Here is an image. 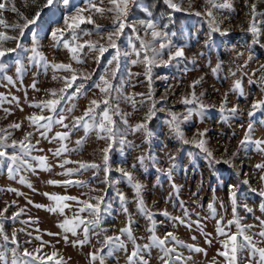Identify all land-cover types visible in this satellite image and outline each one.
<instances>
[{
    "label": "rangeland",
    "instance_id": "1",
    "mask_svg": "<svg viewBox=\"0 0 264 264\" xmlns=\"http://www.w3.org/2000/svg\"><path fill=\"white\" fill-rule=\"evenodd\" d=\"M149 0H136V3L131 7L129 14V21L145 18L144 9L153 10V8L147 7ZM167 10L170 18L161 19L155 13L153 15L161 22L168 24V31L170 34L175 33L172 37L175 43L182 45L185 49V59L180 61H174L170 66L156 67L153 69L152 80V93L153 99L157 101V109H171L174 112L184 114L185 106L180 103L181 98L187 95L191 89L189 84L194 79H201V84L196 86L195 91L197 95L203 92V102L209 107L204 112L203 117L193 115L192 118L182 123L181 127L186 139H192L197 130L207 129V147L213 152L216 160L220 163L209 162L205 155L199 150L195 149L191 145L183 144L179 138L172 133L168 127V117L165 112L157 110L152 124H149V128L153 135L150 138V142H146L143 133H131L126 134V140L130 142L128 144L121 145L118 142L114 145V150L110 154V167L111 174L110 179L116 181L114 186L109 187L102 183L104 180L103 171H99L97 176L93 178V170H87L81 174L70 177L73 180L90 181L88 187L81 188L77 186L63 185L55 186L49 185L48 180L62 181L69 177L64 175H58L62 173L63 169L58 166L64 158L73 161H96L100 163L101 153L100 149L106 146V142L103 140H97L94 134H91L84 142L82 150L72 151L64 154L60 158H56L52 153L48 152V149L55 151L59 147L57 141L49 143L48 140L41 139L39 148H43L44 152H33L34 155H46L48 157V163L52 165L51 171H41L37 169L36 174L26 173V179L32 184V189L25 185H21L17 180H10L7 177L6 171H0V209H3L6 204H11L12 201H16L15 205L10 207L6 213L7 216H11L12 212L17 211L19 208H24L25 212L19 217L17 221L7 220L4 224V230L11 236L13 229L25 228V231H18V242L21 245L20 251L24 248L29 251H33L39 246V242L33 239L32 243H26V241L32 239L35 235H41L42 239L47 243L43 249V254L48 255L52 252H57L58 257L63 258L64 264H88L87 253L92 250L89 246L73 247L71 242L65 244L62 236L63 233L57 225L63 221L65 217L71 218L77 210L78 205L75 201H67L71 205L70 208L65 209L64 215L59 213H50L46 208H36L34 204H41L48 206L52 202L48 200L43 193H55L59 195L75 196L80 199L86 198L82 193L88 195H97L101 193L89 192L90 188L107 189L105 203L110 204L111 208L104 215L102 225L107 230V235L116 234L121 227L126 223V217L120 210V205L116 199V191L123 192L129 203L128 208L132 213L134 235L138 238L139 244L147 242L149 233L146 231L149 222L136 211V204L134 202V193L132 188L127 184L125 179L117 171L119 168H125L130 171H134L136 179L139 180L144 186V200L146 205L156 215L154 219L156 221V234L159 237H163L166 231L173 232L179 240L186 244H193L194 246L205 249L204 252L195 253L191 252L187 248H181L177 246L178 251L182 252L185 257L191 256V259L187 261V264H213V258H215V264H225L224 258L217 255V251L223 250L219 240L222 238H216L215 226L216 219L223 217V222L227 223L232 219L231 202L229 200V186H237L240 199L238 207V215L241 217V223L244 225H257L251 231L258 232L259 222L256 217L264 219V213L259 211V205L261 198L256 192L261 188H264V181L260 180L261 172L264 170H257L254 165L264 162V154L258 153L254 150V146L249 145L247 150H238V142L242 139L244 130L247 127L248 116L247 112L251 110V104L253 101L264 99V85L259 83V78L264 76V68L260 65H264V34L260 36V43H253L252 34L247 32L249 22L251 20L250 5L254 0H247L248 6H246L245 0H230L232 7L230 9L213 10V16L215 21L221 27V30H226L227 34H221V32H212L209 27L208 18L204 15L197 16L194 12L188 8V0H183L184 11H174L168 9L163 3V0H159ZM3 3H9V0H0ZM45 0H11L9 7L14 5L19 12L29 18L33 16L36 11L43 5ZM222 2V0H218ZM257 2V20L264 21V0H256ZM193 8L201 12L206 7L203 4V0H192ZM87 0H54V4L41 11L40 17L34 25H29L28 29H25L23 37H20V42L23 48L31 46L32 36L35 33L38 42V47L49 62L56 63H69L70 55L67 50L60 44L54 47V41L51 39V32L63 27V21L65 17L72 16L78 9L86 8ZM84 15H92L97 24L103 25L105 29H110L112 24L111 14L100 16L94 12H85ZM178 18V25H173V16ZM0 19H4L7 23H23L20 17L10 10H5L0 13ZM264 33V23L258 25ZM82 29L93 30L94 25L82 24ZM0 32H4L9 36H19L18 31H12L0 26ZM65 37H69V33H64ZM143 35V33H141ZM132 36L130 28H125L124 33L121 36L118 44L122 51H130L128 48V40ZM89 39L84 36L80 42ZM91 39L95 40L97 37L93 35ZM133 42L138 45V41ZM6 47H15V41H7ZM23 48L18 50L19 57L27 63L26 56ZM249 50H251L253 59L249 61L248 66L241 69L240 65L244 64L247 59ZM86 51V49H85ZM242 53V55H237ZM112 50L106 52L101 58L100 63L93 62L92 56L85 57V64L80 66L74 62V67H83L88 72H94L92 80L88 81V87L96 82L99 75L103 71L107 60L111 58ZM135 57L121 56L120 58V71L117 74L116 83H123L128 81L127 73L129 69L133 73H141L139 76L134 77L131 81L124 85V93L135 95L136 93H147L148 83L143 75V67L141 65H131L130 60ZM167 60V55L162 57ZM195 61V63H191ZM11 64V59L7 61ZM220 64V69L217 73L212 72V68ZM187 69V71H186ZM255 70V75H252ZM247 73L248 75H245ZM35 74V75H34ZM53 71L49 68L45 70L43 68H37L35 66L30 67L23 76L22 81L15 76L14 65L10 67L7 75L13 77L16 81L15 85H7L6 81L0 79V94H3L8 99L11 96L19 98V104L16 102L4 103L0 105V128H7L9 124L21 123V129L14 130L12 132L11 139L20 140L27 132H32V143H35L39 138V133L35 131L34 127L29 125V121L26 119L32 114L48 115L47 111L40 113L39 109L30 107L33 102H38L42 99H47L48 89H59L62 86V81L53 80ZM57 76L66 75V73L57 72ZM234 74V75H233ZM35 79L37 90L31 88V84ZM236 79H240L244 90V96H239L230 91L233 82ZM257 81L256 83H250L249 80ZM71 91V89L69 90ZM229 92L227 97V106L230 108L233 105H238L241 110V115L237 119H233L230 122H225L221 119L219 112V105L223 98V94ZM25 93L27 96H25ZM95 93V97H93ZM167 96L166 101H161V97ZM91 98H100L98 90L92 89L88 92L87 98L81 97L75 103L77 105L76 110L71 116H79L87 106L88 100ZM137 100L140 97H136ZM150 106V102L145 101L141 106L137 104L136 110L133 109L130 103H121L120 108L124 113H131L128 117V123L135 124L139 122ZM9 109L6 113L4 109ZM21 109H23L21 111ZM71 116L65 121L71 123ZM120 129L125 126L120 123V117H115ZM257 121L256 130L253 138L264 139V127H261L258 123L260 120H264V112H257L254 118ZM151 123V122H150ZM243 123L244 127H240ZM65 131L59 125L53 127L52 132L49 135H54L56 132ZM235 133V136H233ZM83 136V131H77L70 136V139L66 141L69 148H76V141ZM11 139L9 142H11ZM11 151V149H9ZM237 151L238 155L231 160V164H225L222 161L229 159L232 152ZM151 153L156 165L160 168H168L171 163H175L176 170L174 172V181L180 186L179 196L173 195L168 203H165L169 198V193L172 192L169 181L160 176L151 161H146V169H141L139 165L135 170L132 169V165L137 163V157L142 154ZM169 157H175L172 161ZM68 168L77 167L76 164L66 165ZM248 180V184H244L243 181ZM16 188L19 192L23 193L21 196H17L14 192H9L6 189ZM35 189V191H33ZM193 193L197 195L193 196ZM32 200L33 204H28L27 200ZM183 201L188 209L191 219L201 220V226L204 233H212L213 242L209 245L205 243V236L201 235L200 230L195 224L191 228L182 226L179 224L174 225L173 222L168 221L166 217L160 215L161 212L167 210L172 216H182L183 212L180 208V202ZM215 201V207L217 215L215 219L211 218L208 204ZM223 204V207H221ZM247 204L248 207L253 209L252 213H248L244 210L243 205ZM199 213V217H197ZM209 217L204 219V217ZM31 217L34 223L30 225L21 224L19 221L28 220ZM39 229V231H36ZM232 232L236 231L235 225L231 228ZM32 233L30 237L28 233ZM61 233L60 236H50L47 233ZM251 234V233H249ZM195 237V240L192 239ZM79 238H82L79 237ZM75 239L69 234V241ZM59 241V243L57 242ZM2 242V241H0ZM92 244L95 247H99L95 239L92 240ZM171 246V243L170 245ZM264 246V244L260 245ZM11 247V245H10ZM132 245L128 244V251L130 252ZM160 253L158 250L153 249L151 255L148 257L150 264H160L158 256ZM247 256V252L244 253ZM47 264H54V261L47 262ZM107 264H125L124 252H119L116 258L109 259Z\"/></svg>",
    "mask_w": 264,
    "mask_h": 264
},
{
    "label": "snow or ice",
    "instance_id": "2",
    "mask_svg": "<svg viewBox=\"0 0 264 264\" xmlns=\"http://www.w3.org/2000/svg\"><path fill=\"white\" fill-rule=\"evenodd\" d=\"M35 3V0H33ZM136 3V0H87V7L78 9L72 16L65 17L63 21V27L56 28L51 32V39L55 42L54 47L60 44L67 50L70 55V60L76 65H84L85 57L92 56L93 62L100 63L101 58L106 52L112 50L111 58L107 60V63L99 75L96 82L88 87V81L92 80L94 72H88L83 67H74L72 62L69 63H56L49 62L42 51L38 47V42L35 33L32 36L31 46L23 48L20 37L24 36L25 29L29 28V25H34L37 19L41 15L43 9L48 8L54 4V0H45L42 6L36 11V13L30 18L24 13L19 12L18 9L9 3L0 2V13L5 10H10L16 13L23 23H7L4 19H0V26L12 31H18L19 36H9L4 32H0V79L6 81L7 85H15L16 81L12 76L7 75L8 70L12 65L15 68V76L17 79H23L24 73L32 66L37 68H43L53 71V80L62 81V86L59 89H48L47 99H42L38 102H33L29 106L39 109L40 113L47 111L48 115L32 114L26 117L29 121V125L34 127L35 131L39 133V138L35 143H32V132L24 134L20 140L11 139L12 132L10 129H21V123L9 124L7 128H0V171H6L7 177L10 180H18L21 185H25L32 189V184L26 179V173L36 174L37 169L41 171H51L52 165L48 163V157L46 155H34L33 152H44L43 148H39L38 145L41 139L48 140L49 143L57 141L59 147L53 151L48 149V152L56 158L62 157L64 154L82 150L84 142L91 134H94L97 140H103L106 142V146L100 149L101 161H73L64 158L58 163V166L63 169L62 173L58 175H64L69 177L62 181L48 180L49 185L65 187L77 186L86 188L91 183L90 181L73 180L70 177L81 174L87 170H93V178H95L99 171H103L104 180L102 183L109 187L114 186L116 181L110 179L111 167H110V154L114 150V145L118 142L121 145L128 144L130 142L126 140V134L131 133H143L145 141L150 142V138L153 133L149 128V124L155 117L157 110L165 112L168 120L167 124L172 133L176 135L179 140L185 145H191L199 152L203 153L209 162L220 163L216 160L213 152L207 147V129L197 130L192 139H186L181 127L182 123L188 122L195 114L203 117L204 112L209 107L204 104L203 96L201 92L197 95L195 88L201 84V79H194L189 88L191 91L181 98L180 103L185 106L184 114L174 112L171 109L160 108L157 109V101L153 99L152 93V80L153 69L156 67L170 66L174 61H180L185 59V49L182 45L175 43L172 39L175 33H169L167 23H161L151 12V10L145 8V18L129 21V14L131 7ZM163 3L168 9L174 11H184L183 0H163ZM246 6L247 0H245ZM203 4L206 6L204 11L201 12L193 8L192 0H188V8L191 9L195 15H204L208 18L209 27L212 32H221V34H227L226 30L222 31L219 24L215 21L213 16V10L230 9L232 7L230 0H203ZM85 12H94L100 16L111 14L112 24L110 29H105L103 25L97 24L92 15H84ZM251 20L249 22L247 32L252 34L253 43H260V36L262 33L261 28L258 26L264 21L257 20V2L254 0L250 5ZM259 15H264L260 13ZM170 18V16H169ZM82 24L94 25L93 30H85L81 28ZM130 28L132 36L128 40V48L130 51H122L118 41L124 33L125 28ZM68 32L69 37H65L64 33ZM143 33V35H141ZM95 35L97 39L93 40L91 37ZM84 36L89 39L82 40ZM138 41V45L133 42ZM15 41V47H6L7 41ZM264 47V45H261ZM26 56L27 63H25L17 54L18 50L22 49ZM86 49V51H85ZM134 56L129 62L131 65H141L143 67V75L148 83L147 93L125 94L124 85L131 81L134 77L139 76L141 73H133L130 69L127 73L128 81L123 83H116L117 74L120 71V58L121 56ZM167 55V60L162 57ZM242 55V53H237ZM11 59V64L7 61ZM253 59L251 50L247 59L244 61L240 68L243 69L248 66L249 61ZM195 63V61H191ZM220 64L212 68V72L215 74L220 69ZM264 68V65H260ZM66 73L63 76H57V72ZM187 71V69H186ZM35 75V74H34ZM234 75V74H233ZM245 75H248L245 73ZM252 75H255V70ZM250 83H256L257 81L249 80ZM259 83L264 85V76L259 78ZM33 90L37 89L36 81L33 80L31 84ZM71 89V91H69ZM92 89L98 90L100 98H91L88 100L87 106L79 116H71L76 110V101L81 97L87 98L88 92ZM230 91L239 96H244V90L240 79H236ZM229 92L223 94V98L219 105V112L221 119L225 122H230L233 119H237L241 115V110L238 105L232 107L227 106V97ZM25 96L27 94L25 93ZM140 97L139 100L136 97ZM95 97V93H93ZM167 96L161 97V101H166ZM145 101L150 102V106L145 112L144 116L139 122L135 124L128 123V117L131 113H124L121 111L120 104L130 103L134 110H136L137 104L143 105ZM16 102L19 104V98L11 96L8 99L3 94H0V105L4 103ZM23 109H21L22 111ZM6 113L9 109L5 108ZM264 112V99L253 101L251 104V110L247 112L248 122L247 127L244 130L242 139L238 142V150H247L249 145L254 146V150L258 153L264 154V139L253 138L256 130L257 121L254 119L257 112ZM71 116V123H66ZM115 117H120V123L125 127L120 129ZM261 127H264V120L258 122ZM59 125L65 131L56 132L54 135H49L52 132L54 126ZM240 127H244L241 123ZM83 131V136L80 137L75 143L76 148H69L66 141L70 139V136L77 131ZM235 136V133H233ZM11 139V142L9 140ZM11 149V151H9ZM238 155L237 151L232 152L229 159H224L222 162L225 164H231L232 158ZM174 161L175 157H169ZM146 161H151L155 171L160 176L165 177L172 188V192L169 193L168 203L173 195L179 196L180 186L174 181V172L176 170L175 163H171L168 168H160L156 165L151 153H145L137 157V163L132 165V169L135 170L137 165L141 169H146ZM76 164L75 168H68L66 165ZM257 170H264V162L254 165ZM117 171L125 179L127 184L132 188L134 193V202L136 204L137 213L144 217L148 222L146 231L149 233L147 242L139 244L138 238L134 235L132 213L128 208V199L123 192L116 191V199L120 205L121 212L126 217V223L119 231L114 235H107V230L103 227L102 221L104 215L111 208L110 204L105 203V197L107 189L90 188L89 192L101 193L97 195H88L82 193L86 198L80 199L75 196L59 195L43 193L52 203L48 206L41 204H34L36 208H46L50 213H59L64 215L65 209L71 207L67 201H75L78 205L76 212L71 218L65 217L57 227L61 229L63 236L62 239L65 244L71 242L73 247L89 246L92 248L87 253L88 264H107L109 259L116 258L117 253L124 252L125 264H150L149 256L153 249L158 250L160 255L158 259L160 264H187V261L191 259V256L185 257L182 252L178 251L177 246L181 248H187L191 252L201 253L205 252V249L194 246L193 244H186L179 240L178 237L171 231H166L161 238L156 234V221L154 213L145 203L144 189L145 186L136 179L134 171L127 170L125 168H119ZM260 180L264 181V171L261 172ZM244 184H248V180L243 181ZM3 190V189H0ZM9 192L16 193L17 196L23 195L16 188L6 189ZM35 191V189H33ZM261 198L259 205V211L264 213V188L260 190L252 189ZM197 193H193V196ZM240 199V193L235 185L229 186V200L231 202L232 219L227 223L223 222V217L216 219L215 234L216 238H222L219 240L221 248L223 250L217 251V255L224 258L225 264H264V219L256 217L259 222L258 232H252L251 230L257 225H244L241 223V217L238 215V207ZM28 204H33L32 200H27ZM16 201H12L11 204H6L3 209H0V264H47V262L54 261V264H64L63 258L58 257L57 252L51 254H43V249L48 242L42 239L41 235H35L32 239L26 241V243H32L33 239L39 242V246L33 251H29L24 248L21 252V245L18 242L17 232L25 231L22 229H13L11 236L4 230V224L7 220L17 221L21 215L24 214L25 209L19 208L17 211L12 212L9 217L6 213L9 211L12 205H15ZM223 207V204H221ZM244 210L248 213H252L253 209L248 207L247 204L243 205ZM180 208L182 209V216H172L167 210L160 213L173 222L174 225L179 224L191 228L193 224L200 230L201 235L205 236V243L211 244L213 242L212 233H204L201 226V220H192L188 209L183 201L180 202ZM208 209L211 218L215 219L217 215L215 201L208 204ZM199 217V213L196 214ZM209 217H204L208 219ZM21 224L30 225L35 221L31 217L28 220L19 221ZM235 225L236 231L232 232L231 228ZM36 231H39L37 229ZM251 233V234H249ZM50 236H60L61 233H47ZM69 234L74 237L69 241ZM31 237L32 233H28ZM82 238H79L81 237ZM95 239L99 247H95L92 244V240ZM195 240V237H192ZM59 243V241H57ZM132 245V249L128 251V244ZM171 243V246H169ZM11 245V247H10ZM247 252V256L244 253ZM213 264H215V258H213Z\"/></svg>",
    "mask_w": 264,
    "mask_h": 264
},
{
    "label": "trees",
    "instance_id": "3",
    "mask_svg": "<svg viewBox=\"0 0 264 264\" xmlns=\"http://www.w3.org/2000/svg\"><path fill=\"white\" fill-rule=\"evenodd\" d=\"M150 8H153L152 12L155 13L159 18L164 19V18H169L168 11L165 10V7L162 5V3L159 0H149L148 1V6ZM173 25L177 26L178 25V18L176 15L173 17ZM154 122V119H152L151 123Z\"/></svg>",
    "mask_w": 264,
    "mask_h": 264
}]
</instances>
